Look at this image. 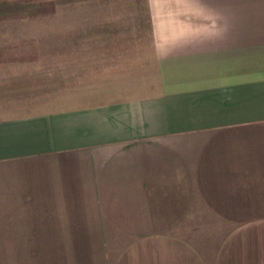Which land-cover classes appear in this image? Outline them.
<instances>
[{"label": "crops", "instance_id": "0c3cea01", "mask_svg": "<svg viewBox=\"0 0 264 264\" xmlns=\"http://www.w3.org/2000/svg\"><path fill=\"white\" fill-rule=\"evenodd\" d=\"M143 1L144 27L0 57V210L26 209L52 240L117 219L124 189H264V0ZM146 195L131 199L143 215ZM249 242L220 261L264 264V237ZM181 252L166 263H202Z\"/></svg>", "mask_w": 264, "mask_h": 264}, {"label": "rangeland", "instance_id": "374dc122", "mask_svg": "<svg viewBox=\"0 0 264 264\" xmlns=\"http://www.w3.org/2000/svg\"><path fill=\"white\" fill-rule=\"evenodd\" d=\"M89 25L144 27L146 3L0 0V57L21 53L24 57L38 56L44 51L40 47L82 33ZM138 190L140 196L143 193L149 196L147 215L133 209L139 205L131 201ZM123 192L124 198L131 192L132 196L128 204H123L125 209L116 210L117 219L111 216L114 211L106 210L112 214L103 218L101 225H60L62 240H52L55 236L51 227L35 224L40 219L27 217L26 209L0 210V264H167V251L196 252L201 264H220L223 251H229L232 245L240 251L235 261H241L246 243L250 241L252 249H259L264 237V189H124ZM23 198L18 197L8 205L26 206ZM78 218L79 210L74 219L77 223L88 222ZM162 221L172 224L164 225ZM38 228L46 231L40 235L27 234ZM233 263L229 259V264Z\"/></svg>", "mask_w": 264, "mask_h": 264}]
</instances>
